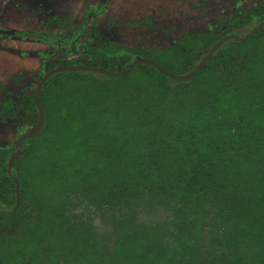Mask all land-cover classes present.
Returning a JSON list of instances; mask_svg holds the SVG:
<instances>
[{"label":"trees","instance_id":"1","mask_svg":"<svg viewBox=\"0 0 264 264\" xmlns=\"http://www.w3.org/2000/svg\"><path fill=\"white\" fill-rule=\"evenodd\" d=\"M263 21L259 0L161 49L84 42V64L113 72L141 57L186 75L208 57L183 81L146 63L52 74L11 168L39 109L34 91L0 99L24 130L0 143V264H264Z\"/></svg>","mask_w":264,"mask_h":264},{"label":"rangeland","instance_id":"2","mask_svg":"<svg viewBox=\"0 0 264 264\" xmlns=\"http://www.w3.org/2000/svg\"><path fill=\"white\" fill-rule=\"evenodd\" d=\"M258 1L108 0L103 3L102 0H0V28L30 31L42 26L49 33L52 30L46 27L52 13L65 16L66 22L70 23L78 21L81 14L94 5L103 7V10L95 17L89 14L88 20L95 28H102L114 43L130 49H161L184 31H202L209 25H225L229 18ZM53 32L63 33L62 29ZM52 51L50 44L37 40L35 36L24 38L0 34V99L11 97L16 102H27L37 81L40 60ZM72 60L84 62L87 59L79 48L70 51L61 47L47 63L64 64ZM11 120L0 122V143H11L18 135L20 120L17 124Z\"/></svg>","mask_w":264,"mask_h":264},{"label":"flooded vegetation","instance_id":"3","mask_svg":"<svg viewBox=\"0 0 264 264\" xmlns=\"http://www.w3.org/2000/svg\"><path fill=\"white\" fill-rule=\"evenodd\" d=\"M108 0H102L103 3H106ZM100 3V2H99ZM41 7H39L38 9H40ZM91 8V9H90ZM90 8L86 9L82 14H81V17L78 19V21H75V22H70V23H67L66 22V17L64 16H61L59 15L58 13H52V15L50 16L49 18V23H48V26L46 27L49 28V30H52V32H47V31H44L41 26V28L37 29V30H16V29H4V28H0V34L2 35H5V36H15V35H19L21 37H28V36H35V38H37V40H41L45 43H48L50 44L52 47H53V51L50 53V54H45L43 55V57L41 58L40 60V63L41 61H46V68H50L51 65H53L54 63H51L50 65L47 63L48 59L49 58H52V57H55L56 55V51L63 47L65 50H70V51H75L77 48L81 49L83 54L85 55V48L84 46L82 45L84 42H91L93 41V38H95V36L99 35V34H104L110 41H112L108 35H106V33L104 31H102V28H95V26H93V24L90 23V20H88L89 18V14H93L94 17L96 14H99L100 12H102L103 10V7H95L94 5L91 6ZM36 11L35 13L37 14L38 11H37V8H35ZM32 11V10H31ZM41 11V10H40ZM42 12V11H41ZM83 26V30H81L79 32V37H76L75 40H73L72 42L68 40V38L70 36H73V35H76V31L77 29L76 28H79ZM57 29H62V35L60 34H54V30L57 31ZM1 31H13V33H6V32H1ZM77 36V35H76ZM56 40V42L54 41ZM71 42V46L68 45V43ZM79 42L80 44L77 45L76 43ZM113 42V41H112ZM73 47H76L75 49H73ZM86 58V57H85ZM87 59V58H86ZM72 64L69 63H64V64H58L56 63V66L53 67V68H50L49 70L47 69V71H45L44 74L42 75H38L37 76V81H36V84L34 86V95L36 93V90H37V85H38V82L39 80L45 76V74H47L49 71L53 70L54 68L56 67H60V66H78V65H83V66H87V67H94V68H99V67H95V66H91V65H86L84 64L85 62H88V60H86L85 62H78L75 61V60H72L71 61ZM39 66H41L39 64ZM43 67V66H42ZM103 69V68H102ZM88 70H91V69H88ZM106 70V69H105ZM63 71H77V70H63ZM94 71V70H93ZM109 71V70H108ZM60 72V71H58ZM113 72V71H112ZM56 73V72H55ZM54 74V73H53ZM52 75V74H51ZM49 75V76H51ZM48 76V77H49ZM47 77V78H48ZM45 78V80L47 79ZM44 80V81H45ZM43 81V83H44ZM43 83H42V86H43ZM42 86H41V89H42ZM40 94H41V91H40ZM35 99V98H34ZM35 101V100H34ZM23 129H20L18 130V135L16 137H14L13 140H15V138L19 137L20 132L22 131ZM24 131V130H23ZM22 133V132H21ZM26 133V132H25ZM22 136V135H21ZM20 136V137H21ZM19 137V138H20ZM32 137V136H31ZM19 140V139H18ZM18 142V141H17ZM25 142V141H24ZM23 142V143H24ZM22 143V144H23ZM17 144V143H16ZM22 147V145H21ZM16 149V147H15ZM21 150V149H20ZM15 151V150H14ZM17 159V158H16ZM15 162V161H14ZM13 162V164H14ZM12 164V165H13ZM12 167V166H11ZM9 167V168H11ZM17 195H18V186H17Z\"/></svg>","mask_w":264,"mask_h":264},{"label":"water","instance_id":"4","mask_svg":"<svg viewBox=\"0 0 264 264\" xmlns=\"http://www.w3.org/2000/svg\"><path fill=\"white\" fill-rule=\"evenodd\" d=\"M264 26V21L258 25V27H256V29H254L253 31L261 28ZM1 32H6V33H13V31H1ZM229 37V36H227ZM227 37H224L223 39H221L218 44H216L212 50L210 51L209 55H211L212 51L223 41L225 40ZM208 57V56H207ZM207 57H205L190 73L186 74V75H175L171 72H169L168 70H166L164 67H162L161 65H159L158 63L152 61L151 59L148 58H141L138 57L136 59H134L132 62H130L129 64H127L122 70L117 71V72H112V71H108L102 68H94V67H87V66H83V65H78V66H60V67H56L53 70L49 71L47 74H45V76H43L37 85V90L35 93V103L39 109V120L38 123L32 127L30 130H28L26 133H24L18 140L17 144H16V149L12 154V157L10 159L9 162V167L12 166L13 162L16 160V158L18 157L19 153H20V149H21V145L24 141H27L31 136L35 135L36 133H38L40 131V129L43 126L44 123V114L42 112V108L40 105V91H41V86L43 81L45 80V78H47L49 75L58 72V71H63V70H94V71H98L104 74H107L111 77H115V76H122L124 74H126L133 66H135L138 63H146V64H150L156 68H158L159 70H161L163 73L169 75L171 78H173L174 80L177 81H183V80H187L191 77H193L198 70L205 64V62L207 61Z\"/></svg>","mask_w":264,"mask_h":264}]
</instances>
